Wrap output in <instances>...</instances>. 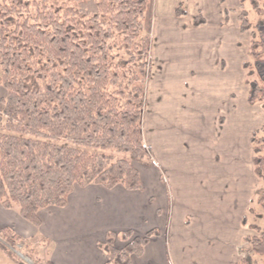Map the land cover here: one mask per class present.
I'll return each mask as SVG.
<instances>
[{"label": "trees", "instance_id": "trees-1", "mask_svg": "<svg viewBox=\"0 0 264 264\" xmlns=\"http://www.w3.org/2000/svg\"><path fill=\"white\" fill-rule=\"evenodd\" d=\"M226 0H217L224 4ZM244 2L245 0H241ZM258 16L244 62L247 103L264 107V10L248 0ZM151 0H0V206L39 227L38 213L63 208L75 187L99 185L142 189L133 162L149 153L142 119L149 80L151 40L143 22ZM175 16H186L178 5ZM239 31L252 30L247 12ZM205 23L199 15L196 27ZM253 78V79H251ZM255 176L264 184V135L250 136ZM255 203L264 209V187ZM253 210H251L252 212ZM242 223L254 235L239 250L236 264L264 260V231ZM155 230L143 238L108 233L98 248L104 264H132ZM124 242L115 247V240ZM23 246L12 228H0V250L17 264ZM33 260L30 253L23 254ZM260 264H264L262 261Z\"/></svg>", "mask_w": 264, "mask_h": 264}, {"label": "crops", "instance_id": "crops-1", "mask_svg": "<svg viewBox=\"0 0 264 264\" xmlns=\"http://www.w3.org/2000/svg\"><path fill=\"white\" fill-rule=\"evenodd\" d=\"M246 2L232 0L229 6V0L224 4L217 0H176L170 15L175 16L179 4L187 15L190 4L205 21L196 27L194 18V28L206 27L209 22L213 25L203 33L210 35L206 41L214 51L217 39L222 41L224 37L226 44V33L229 37L235 34L228 28L230 19L234 21L233 30L237 27L239 31L236 19ZM232 42L229 46L234 49L235 40ZM217 70L219 76L226 77L225 72ZM218 113H222L221 109L210 118L213 129L212 119ZM218 123L224 125L222 120ZM197 142L188 163L174 161L165 164L166 170L160 165L159 170L146 166L138 171L140 191H127L122 186L112 190L99 185L75 187L65 207L39 211V227L23 220L17 210L0 206V228H12L26 245H31L33 239L55 243L58 248L52 261L42 260L48 264H104L105 254L98 244L104 242L108 233L119 236L131 232L134 237L143 238L152 230L158 235L149 238L142 256L131 257L132 264H236L241 259L239 250L248 249L244 239L251 230L242 220L253 210V194L251 186L242 196L241 190L226 193L225 179H241L235 173L241 166L236 164L244 163V159H240L234 139L200 138ZM255 187L256 193L257 184ZM114 245L121 249L125 243L117 239Z\"/></svg>", "mask_w": 264, "mask_h": 264}, {"label": "rangeland", "instance_id": "rangeland-1", "mask_svg": "<svg viewBox=\"0 0 264 264\" xmlns=\"http://www.w3.org/2000/svg\"><path fill=\"white\" fill-rule=\"evenodd\" d=\"M175 1L151 0L143 22V35L151 40L149 80L142 119L143 142L149 153L144 161L133 162V166L143 171L146 166L159 170L158 166L174 164V161L188 163L198 146L195 144L198 139H234L244 163L237 161L236 164L241 166L240 171L235 172L241 175L240 180L225 179L226 193L241 190L242 196L246 187L251 186L254 207L252 212L247 213L246 219L264 231V209L255 203L254 196L256 184L257 188L264 187V184L253 173L252 145L249 143V136L253 132L259 131V136L264 135V107L263 104L250 106L247 103L246 72L242 68L244 62L251 61L248 56L250 34L257 33L259 18L249 1L244 3L243 9L248 14L252 30L245 34L240 33L237 27L233 30L234 21L230 19L228 28L235 34L229 37V33H226L229 40L226 44L224 37L222 41L217 39L218 43L213 45L214 51H211L206 41L210 35L203 32L213 25L209 22L206 27L194 28L192 22L197 14L190 4L185 17L175 18L173 13L171 16ZM228 5L232 6V0ZM260 6L264 10V0L260 1ZM181 26L185 29H181ZM231 40H235L234 49L229 46ZM217 69L225 72L226 77L219 76ZM5 96L6 91L0 86V129L4 123L2 101ZM220 109L222 113L212 119L216 131L209 122ZM219 120L224 125L218 123ZM251 235L254 232L251 231ZM32 242L31 245L23 243L26 248L21 245L20 251H15L18 258L26 264H33L23 255L30 253L38 264H48L42 262L44 258L51 262L58 246L40 239H33ZM0 253V264H14L3 256L1 250ZM255 259L257 264L264 261L262 258Z\"/></svg>", "mask_w": 264, "mask_h": 264}]
</instances>
